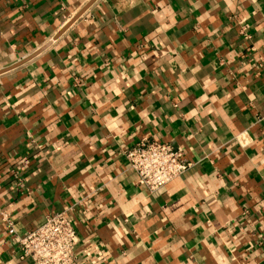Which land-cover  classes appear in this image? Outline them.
Returning a JSON list of instances; mask_svg holds the SVG:
<instances>
[{
	"label": "crops",
	"instance_id": "0c3cea01",
	"mask_svg": "<svg viewBox=\"0 0 264 264\" xmlns=\"http://www.w3.org/2000/svg\"><path fill=\"white\" fill-rule=\"evenodd\" d=\"M0 0V264L65 212L80 264H264V0ZM57 36V37H56ZM146 137L193 165L136 183Z\"/></svg>",
	"mask_w": 264,
	"mask_h": 264
},
{
	"label": "built area",
	"instance_id": "2783aa9c",
	"mask_svg": "<svg viewBox=\"0 0 264 264\" xmlns=\"http://www.w3.org/2000/svg\"><path fill=\"white\" fill-rule=\"evenodd\" d=\"M258 66L264 70V53ZM123 154L136 183L155 191L182 175L193 165L186 152L171 143L143 137L126 147ZM7 235L13 239L22 256L32 264H80L77 259L78 237L67 213L46 215L43 222L18 234L13 222L4 217Z\"/></svg>",
	"mask_w": 264,
	"mask_h": 264
},
{
	"label": "water",
	"instance_id": "95a60500",
	"mask_svg": "<svg viewBox=\"0 0 264 264\" xmlns=\"http://www.w3.org/2000/svg\"><path fill=\"white\" fill-rule=\"evenodd\" d=\"M95 0H90L84 7H83V9L77 14V15H75L62 29H61V31L58 33V35L57 36H59L71 23H73L82 13H83V11L85 10V9H87L93 2H94ZM56 36V37H57ZM16 65H13V66H8V67H6L5 69H2V70H0V74L1 73H3V72H5V71H7V70H9V69H11V68H13V67H15Z\"/></svg>",
	"mask_w": 264,
	"mask_h": 264
}]
</instances>
